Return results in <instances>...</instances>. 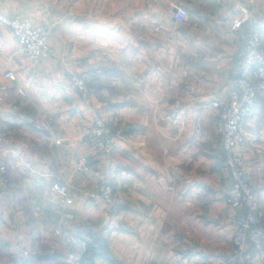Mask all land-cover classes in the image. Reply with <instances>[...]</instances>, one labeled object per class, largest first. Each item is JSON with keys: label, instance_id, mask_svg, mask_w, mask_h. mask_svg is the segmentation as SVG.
<instances>
[{"label": "crops", "instance_id": "obj_1", "mask_svg": "<svg viewBox=\"0 0 264 264\" xmlns=\"http://www.w3.org/2000/svg\"><path fill=\"white\" fill-rule=\"evenodd\" d=\"M240 1L0 0V15L47 26L51 49L30 60L0 21V264H206L235 252L245 210L225 201L232 181L210 102L234 88L252 29L264 45V0L230 29ZM97 117L115 140L109 153L82 135ZM239 127L264 225V97ZM54 182L69 185L70 219ZM101 182L114 187L111 205L91 197ZM59 222L86 238L85 253L53 235ZM241 259L264 264L251 247Z\"/></svg>", "mask_w": 264, "mask_h": 264}, {"label": "built area", "instance_id": "obj_2", "mask_svg": "<svg viewBox=\"0 0 264 264\" xmlns=\"http://www.w3.org/2000/svg\"><path fill=\"white\" fill-rule=\"evenodd\" d=\"M254 1L242 0L232 7L233 17L229 24L232 31L238 30L252 16ZM186 16L187 10L177 7L174 15L176 20L182 21ZM0 21L10 28L30 60L38 61L39 58L50 53L47 26L34 24L20 15L11 17L0 15ZM5 76L10 79L15 78L12 70H7ZM75 84L79 92L83 95L87 94V86L82 78H76ZM18 92L23 94L24 90L18 88ZM257 96L264 97V45L261 33L257 29H252L246 38L240 71L234 88L226 99L215 98L210 102L216 110L214 129L223 146L222 166L229 173L232 181L231 188L225 195V201L232 207L244 208L245 215L236 224L233 233L232 241L235 252L231 255L220 256L206 264H243L241 253L246 252L249 247L254 249L260 260H264V225L259 214L253 211L255 190L251 179L245 173V163L240 150L244 136L239 127L241 121L252 112ZM82 135L93 148L101 153H109L115 142L105 121L100 117L84 125ZM2 149L3 138L0 131V177L4 176L7 171ZM76 166L81 172L90 170L88 159L85 156L78 160ZM51 188L65 206L61 217L70 219L72 213L66 207L73 203V198L68 183L54 182ZM7 194V190L0 192L1 196ZM91 197L97 204L111 205L114 200V187L109 182H101L91 193ZM52 233L77 254L81 255L88 249L86 238L64 227L61 222L53 226ZM12 264H29V262L15 259Z\"/></svg>", "mask_w": 264, "mask_h": 264}]
</instances>
